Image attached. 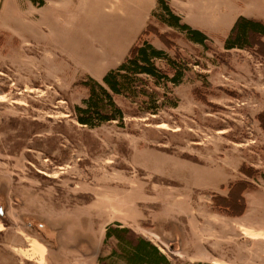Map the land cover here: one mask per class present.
<instances>
[{
  "label": "rangeland",
  "instance_id": "rangeland-1",
  "mask_svg": "<svg viewBox=\"0 0 264 264\" xmlns=\"http://www.w3.org/2000/svg\"><path fill=\"white\" fill-rule=\"evenodd\" d=\"M152 1L15 0L0 10V264H124L104 242L117 222L172 264H246L262 252L240 227L264 231V179L240 166L264 171V57L196 44L154 18L170 46L153 39L190 67L183 81L161 86L167 96L152 110L147 97L116 96L123 123L76 119L80 82L124 60ZM192 11L227 36L240 15L264 19V0H192ZM240 179L254 185L245 212L218 217L213 196Z\"/></svg>",
  "mask_w": 264,
  "mask_h": 264
},
{
  "label": "trees",
  "instance_id": "trees-1",
  "mask_svg": "<svg viewBox=\"0 0 264 264\" xmlns=\"http://www.w3.org/2000/svg\"><path fill=\"white\" fill-rule=\"evenodd\" d=\"M152 17L183 32L190 41L197 44L205 45L209 40L202 31L181 22V18L174 13L167 0H158ZM149 33L157 34L163 39V34L152 29L150 23L117 67L108 70L101 80L91 75L82 79L80 83L87 89V94L81 103L74 107L79 123L91 128L113 121L123 123L125 112L116 101V96L123 95L133 101L147 97L149 100L143 102L152 110L158 96H167L164 91H160L161 86L180 84L183 81L186 71L190 70L187 61H182L178 55L174 57L167 50L156 47L148 39H143L145 35H150ZM164 42L170 46L165 40ZM224 47L247 49L264 57V21L246 16L238 17L224 41ZM176 104L174 101L173 105ZM156 110L152 113H156ZM258 119L264 129V111L259 113ZM240 172L248 177H254L257 173L264 179V171L246 163L240 166ZM253 188L254 185L247 179L236 180L230 184L226 196L215 194L212 200L221 213L227 216H241L247 207L245 192ZM120 225L117 222L106 228L104 242L114 240L115 244L109 257L118 255V258L125 260V264H172L166 262L165 256L151 240L135 233L129 227Z\"/></svg>",
  "mask_w": 264,
  "mask_h": 264
},
{
  "label": "crops",
  "instance_id": "crops-1",
  "mask_svg": "<svg viewBox=\"0 0 264 264\" xmlns=\"http://www.w3.org/2000/svg\"><path fill=\"white\" fill-rule=\"evenodd\" d=\"M14 1L15 0H0V10L1 9H5L8 5H11V3H13ZM167 1L169 3L170 7L172 8V10L174 11V13H176L181 18V22L186 23L189 26H191V27H193L195 29H198V30L202 31L203 33H205L209 37L208 42L211 41L210 39H213V41L221 42L223 44V48H224L225 39L228 37V35H229L234 23L236 22L237 18L241 16L240 15L237 18L232 19L231 22H229V24H228L229 26L226 29L229 32H228V35L225 36V34H220V29H218L220 27H223L221 21H218V22L214 23L213 26H208V27H212V29H207V27L205 25V19L203 18L202 13H198V15H196V13L194 11H192V0H167ZM199 5H200V8H201V3H199ZM150 6H151L150 7V16H149L148 22H147L145 28L138 35L137 39L130 46L127 55L129 54L132 46L134 44H136V42H138V39H139L140 35L144 32V30L147 28V26L150 23L152 24L153 19H154L152 17V12L157 8L158 0L152 1V4ZM246 17H252V18H256V19H261V18H257V17H254V16H246ZM261 20L264 21V19H261ZM202 23H203V25H202ZM163 25L168 27V28H173L174 29V27H172V26H168L166 24H163ZM230 25H232L231 28H230ZM223 28H225V27H223ZM153 36H154V34H150V35H148L147 39L151 43H153L156 47L167 50L164 46H162L160 43H158L156 39L154 40ZM224 50L225 51H230V50H247V49H240V48L226 49V48H224ZM246 198H247V196H246ZM220 216L223 219H225L226 217H231V216H227L225 214H221L220 212H218V217H220ZM232 217L234 218V216H232ZM236 217H238V216H236ZM120 226H122V227L126 226V227H129V228L132 229V227L128 226V225L121 224ZM240 229H241V233L238 232V230H239L238 229L237 230V235H239V233L247 235L248 234L247 232H249V235H247L248 237L245 236L247 239L255 241L257 243H262L261 246H260V249L262 250V252H258L259 255H258L257 259L252 260L250 263L248 261L246 264H263L264 263L263 262L264 261V257H262V253H263V249H264V231L262 229H260V228H253V227H248V226H245V225L241 226ZM138 234L141 235L140 233H138ZM161 253L165 256L166 262L169 261L171 263V257H169L167 254L163 253L162 251H161ZM119 260L123 261L124 264L126 263L125 260H122V259H119ZM191 260H192V262H199V263L202 262V263H205V264H226V263L227 264L228 263L231 264V262L226 261V259L217 258V257H208V259H204V258H201V257H198V258L195 257L194 259H191ZM111 264H114L113 261H111Z\"/></svg>",
  "mask_w": 264,
  "mask_h": 264
}]
</instances>
